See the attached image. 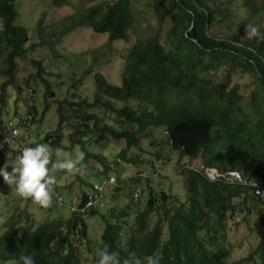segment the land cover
I'll return each mask as SVG.
<instances>
[{
  "label": "trees",
  "instance_id": "trees-1",
  "mask_svg": "<svg viewBox=\"0 0 264 264\" xmlns=\"http://www.w3.org/2000/svg\"><path fill=\"white\" fill-rule=\"evenodd\" d=\"M14 1L0 0V78H4L0 84V134L6 122L2 107L7 103L8 89L15 88L17 96L28 90L26 82L23 89L16 85L18 62L25 61L31 50L58 45L53 28L45 31L42 26L44 19L37 28L39 44H30L28 31L16 24ZM137 3L149 10L154 26L149 25ZM59 5H65V0ZM82 8L72 16L77 15L74 28L106 35L109 48L112 43L128 41L131 34L136 39L122 57L120 86L108 84L97 74L92 102L78 94L57 102L58 131L68 120L80 121L82 125L75 127L72 136L81 139L73 144L81 145L84 164L93 160L104 166L103 176L109 175V164L131 167L122 179L117 178L121 185L116 189L117 195L126 190L128 203L120 212L111 210L100 216L104 229L97 252L88 239V224L79 214L70 212L68 219L58 215L55 220L36 224L26 209H18L4 223L0 263L30 255L35 264H96L99 253L107 250L118 253L120 264L134 258L143 262L149 255L162 257L160 264H229V233L244 223L249 232L259 231V242L240 264H264V0H116ZM248 25L258 26L260 35L249 39L244 32ZM41 61H31L38 77L44 71ZM235 74L253 82L254 88L247 95L238 83H232ZM41 81L47 86L45 97L52 98L49 84ZM81 82L73 80L70 89L77 91ZM31 97L25 99L24 115L14 113L22 118L32 116L21 132L23 146L38 116L35 105L27 101ZM49 108L45 102L43 115ZM96 108L103 110V118L89 113ZM153 131L164 133L166 142L153 153L128 157L132 148L141 151L146 140L158 146ZM90 134L93 136L87 138ZM107 135L126 144L118 154L119 163L100 158L101 152L94 155L85 147L95 144L100 148ZM60 138V134L46 136L44 141L58 147ZM222 140L227 144L217 150ZM168 146L179 159H199L203 168L220 174L237 172L251 184L211 181L204 171L179 166L174 174L181 177L185 195L184 201H177V196L149 181L156 183L157 177L159 184L160 174L154 165L164 162L163 150ZM149 165V175L135 172L139 166ZM132 169L134 175L126 176ZM75 180L81 181V177L77 175ZM143 181L141 203L134 204L132 192L143 188ZM78 199L82 207L88 199L84 189ZM55 208L54 203L47 210ZM100 209L99 204L92 208L89 219L99 216Z\"/></svg>",
  "mask_w": 264,
  "mask_h": 264
},
{
  "label": "rangeland",
  "instance_id": "rangeland-1",
  "mask_svg": "<svg viewBox=\"0 0 264 264\" xmlns=\"http://www.w3.org/2000/svg\"><path fill=\"white\" fill-rule=\"evenodd\" d=\"M115 1L116 0H65V5H59L61 0L14 1V6L18 12V20L16 24L24 27L28 31L30 39L29 43L31 42L32 45L33 43L39 44L40 39H38L37 28L44 19L42 26L46 27L45 31H51L52 29L50 30V28H53L58 35V45L55 49H50V47H48L45 50H31L28 52L25 61L18 62L16 85L22 87V84H25L26 82L28 84V90L26 91L22 87V94L17 96L15 88L10 87L8 89L7 103L4 107H2V112L4 114L2 120L7 121L14 115L15 112L20 115H24L27 111L25 99L32 96L31 100L27 101L35 105L38 116L36 117L37 122L30 128L29 139L26 141L25 146H35L36 143H43L50 146L53 150L58 147L62 148V155L59 157L54 155V161L68 157L77 159L79 157V153L83 152L80 144H73V142H76L81 138L79 136H72L75 131V127H78V125L81 126L82 123L78 120H68L67 122H64L62 128L58 131L59 116L57 114V102L63 101L73 94H78L80 99L92 102L96 89L95 79L97 74L101 75L108 84L114 86L121 85V77L124 68V60L122 57L125 55L127 49L135 42L136 37L131 34L128 41L112 43L109 48L106 35L95 34L85 27L74 28V26H72V22L77 20V15L74 17L72 16L77 11H81V6L85 9L97 3H110ZM137 6L140 10L145 12V17L149 25L154 26L155 19L149 10L142 7L139 3H137ZM241 14H243V12H241ZM165 25L168 28L169 22ZM249 26L251 25H248L244 29L245 33L250 31ZM1 29L2 23L0 20V30ZM59 33L63 35L62 38L59 36ZM29 43L27 45L28 47L31 46V43ZM31 61L42 62V68L44 71L39 77L31 64ZM3 79L4 78H0V84L3 82ZM41 79H45L49 84V89L54 94V99L45 97L47 86L44 85ZM73 80L82 81L81 84H79L77 91L70 89V85ZM232 83H238L242 87L241 92L245 95H247L249 91L254 88V84L250 78H242L238 74L234 75ZM32 91L33 95H30L32 94ZM45 102L50 104V108L43 115ZM121 106V103H119L118 108ZM89 113L95 114L98 118L104 117V112L100 108L93 109L92 111H89ZM41 116H44L43 119H41ZM107 123L110 124L108 121ZM91 126L92 124H89V128H91ZM59 134L61 135V138L58 143V147L51 146L49 143L44 141L46 136L54 137L59 136ZM92 136L93 134H90L87 138ZM153 136L158 142V146H152L149 140H146L141 144V151L137 148H132L127 153L128 157L134 153H153L159 148V144L166 142L164 133L153 131ZM226 144L227 143L222 140L217 145L216 149L222 150L225 148ZM125 145L124 140L115 141L111 138V136L107 135L106 142H104V145L100 146L101 149L95 144L86 145L85 147L94 155H99L101 152L102 154L99 156L100 158H103L104 156L106 160L113 162L118 159V154L121 150H124ZM164 149V162H155L159 168H161L159 184L157 183V177H155L156 183H154L152 178V180L149 181H151V185L155 188H158L159 190L164 189L165 192H168V194L173 197L177 196V201H184L183 198L185 195V189L183 187L182 179L179 175L174 174V172L179 168V166L200 168L202 166V162L199 159L193 162L186 159H179L176 154L171 152L169 146L164 147ZM16 155V148L12 145L0 160V167H2L5 163L11 165ZM144 158L146 161H150L147 156ZM87 166L88 169L85 174L80 176L81 181H76L71 174L65 171H58L55 173L57 178L55 191L62 195L65 205L69 204L71 196L76 195L79 197L81 195V190L84 189L86 193H89V186L98 182V177H101L102 173H104V166L97 164L93 160L88 161ZM92 168H94V170H92ZM114 168L115 170L113 171L112 176L117 175L120 177L123 176L125 170H128L131 167L126 166V164H122L118 167L115 166ZM9 170L11 169L9 168ZM137 171L145 172L149 175L151 171L150 165L139 166L135 172ZM133 175V169L132 171L129 170L126 174V176L129 177ZM141 183L143 185L142 189L144 190L145 181ZM125 191L126 190L121 191L124 193L121 195H117L116 193L114 198L110 197V191H106L101 203L100 215L89 219L87 229L89 232L88 239L92 243L91 248L96 252L98 250L97 243L100 242V237L104 229L103 221L100 216L111 210L120 212V210L125 209L128 203L126 198L127 192ZM70 193L73 194L70 196ZM52 205H54V201ZM142 208L143 207H141V209ZM18 209H26L36 224L44 220H55L59 218L58 215H62L64 219H68L71 215L67 207L59 209L55 208L48 211L47 209L40 208L38 205H34L29 199L25 200L20 198L16 194L15 186L9 187L5 185L3 183V178L0 177V236L4 232V223L13 213L18 211ZM22 224L23 223H21V225ZM255 227H257L256 224ZM254 232L255 233L249 232L244 223H240L237 231H230L228 240V249L230 251L229 264L232 262L240 264L241 260L246 258L255 250L259 242V238L256 237V234H258L259 231ZM263 238L264 235L262 239ZM5 264H16V262H8Z\"/></svg>",
  "mask_w": 264,
  "mask_h": 264
},
{
  "label": "clouds",
  "instance_id": "clouds-1",
  "mask_svg": "<svg viewBox=\"0 0 264 264\" xmlns=\"http://www.w3.org/2000/svg\"><path fill=\"white\" fill-rule=\"evenodd\" d=\"M249 28L250 31L246 33L249 39L255 38L260 35L258 26H249ZM30 95H33V91L32 94ZM51 99H54V94ZM30 106H33L31 102H30ZM20 135L21 132L19 129H16L12 132V137L14 138L19 137ZM4 142L11 143V141L8 139H6ZM62 153H63L62 148L58 147L53 150L50 146L45 145L43 143H36L35 146H23L19 148L18 154L15 156V159L11 163V165L5 163L2 167H0V177L3 178V183L5 185L9 187L15 186L16 194L20 198H23L25 200L30 199L33 204L38 205L44 209H47L51 207L53 204L55 186L57 184V178L55 173L58 171H65L71 174L73 178H75V176L77 175L83 176L87 168V165L84 164V159H85L84 152H80L79 157L77 159H72L71 157H68L65 159H57L55 161L53 160L54 155L59 157L62 155ZM3 155L0 157V160L2 159ZM116 161L118 163L120 162L119 159H116ZM154 167L158 168L157 173L160 174L161 169L158 167V165L155 164ZM9 168L11 169L10 171ZM108 169H109V175L107 176L102 175L101 177L99 176L98 177L99 181L92 184L90 186L89 193H87L88 198L92 197L95 200L96 205H94L92 208L96 207L98 204L99 206L101 205V202L103 201L106 191H110L109 194L111 196L115 195L116 189H118L119 186L121 185L117 180L118 176L117 175L112 176V173L115 170L114 166L109 164ZM193 169L196 170L197 172L204 171L203 172L204 174L205 171L207 170L215 171L218 177H216L214 180L211 181L224 179L229 183H238L241 185L243 184L249 186L251 184V183H245L242 177L237 172H228L226 174H220L216 169H207V168H203L202 166L200 168L196 167ZM231 174H237L240 177L241 181L240 182L233 181V177ZM205 176L207 177L206 174ZM103 181H107L108 183L107 186H105L101 192L96 191L94 187L101 185ZM142 190L143 189L140 188V193L138 194L137 198L135 197L136 190L132 192V201L134 204L141 203ZM72 197L76 198L79 202L78 196L74 195ZM67 206L68 205L64 207ZM56 208L59 209L62 207H56ZM92 208L88 211L86 216H82L79 213H76L81 216L85 224L89 225V212L92 210ZM161 258L162 257L158 258L149 255L143 258V262L141 261L140 258H134L131 260L125 259L123 261V264H160ZM16 264H35V261L30 255H21L19 257V260L16 261ZM96 264H120L118 253L102 250L99 253V259L96 260Z\"/></svg>",
  "mask_w": 264,
  "mask_h": 264
},
{
  "label": "built area",
  "instance_id": "built-area-1",
  "mask_svg": "<svg viewBox=\"0 0 264 264\" xmlns=\"http://www.w3.org/2000/svg\"><path fill=\"white\" fill-rule=\"evenodd\" d=\"M31 115H28L27 117H19V116H12L9 118L5 124H4V132L0 134V157L13 145L16 148V154H18L19 148L23 147V141H22V133L19 137H12V132L16 129H19L20 132H22L23 129H26L29 126V119L31 118ZM8 139L11 141V143H5L4 141ZM205 174L210 180H214L218 175L213 170H207L205 171ZM233 177V181L240 182L241 179L237 174H231ZM142 177H145V174L141 175ZM107 181H103L101 185L95 186V190L98 192H101L105 186H107ZM254 185V184H253ZM140 193V188L138 187L136 189L135 197H138V194ZM259 194V192H256ZM53 201L55 203L56 207H64L66 206L63 198L58 195V193L55 191ZM95 200L92 197H89L86 203L79 207V202L76 198H73L71 202H69L67 208L73 213H79L82 216H86L88 211L94 206Z\"/></svg>",
  "mask_w": 264,
  "mask_h": 264
},
{
  "label": "bare ground",
  "instance_id": "bare-ground-1",
  "mask_svg": "<svg viewBox=\"0 0 264 264\" xmlns=\"http://www.w3.org/2000/svg\"><path fill=\"white\" fill-rule=\"evenodd\" d=\"M94 205H96V204H94Z\"/></svg>",
  "mask_w": 264,
  "mask_h": 264
}]
</instances>
